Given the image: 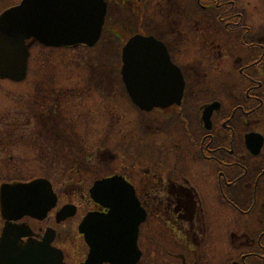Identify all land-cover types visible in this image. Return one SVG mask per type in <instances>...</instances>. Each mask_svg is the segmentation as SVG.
Segmentation results:
<instances>
[{
  "label": "flooded vegetation",
  "instance_id": "1",
  "mask_svg": "<svg viewBox=\"0 0 264 264\" xmlns=\"http://www.w3.org/2000/svg\"><path fill=\"white\" fill-rule=\"evenodd\" d=\"M103 1L106 4L105 17L110 16V6L118 11L121 8L131 14L137 26L129 36L127 33L112 30L120 43L117 47V71L126 94L120 74L122 52L132 36L153 37L160 42L171 64L179 70L184 82L179 105L143 111L132 103L128 94L127 96L139 113L165 112L178 115L186 133L184 144H189L191 148L189 150L181 143H169L168 150L163 155L154 153L157 158L135 156V161L118 171L111 168L112 162L118 159L117 155L107 158V150H100L99 153L89 151L83 156L84 162L89 163L100 155L102 164H105L104 172L88 181L86 191L81 193L76 202L70 198L69 201H61L54 181L43 174V171L49 168L56 173L57 179L59 171L64 169L63 165H68L66 168L75 173L81 161L74 158L70 162L67 161L68 164H63L64 159L59 157V150L54 151L51 147L52 141L47 137V132L55 127L51 115L59 112L60 96L55 93L57 90L47 88L45 96L49 99L41 101L34 99L41 98L38 92V96H32L27 91L25 95L15 99L21 107V114L10 113L0 118L1 125L7 130L0 129V157H4V160L0 158V170H9L14 174L13 178L1 181L0 186L4 183H26L44 178L51 184L56 204L42 219L23 216L10 220L11 226L16 229L21 228L20 226L28 227L30 235L23 237L24 242L28 239L42 242L45 233L50 230V246L61 250L65 264H68L65 251L60 245L66 242L67 237L62 234L71 233L75 229L77 238L82 239L84 245V256L77 263L82 264L89 249L83 235L78 231V226L87 214L108 211L90 197L89 190L96 181L117 176L123 178L131 187L139 208L145 214L138 227L136 247L140 257L135 264H203L196 240L202 231L198 226L199 221L206 213L202 207L204 199L198 189L199 182L191 177L192 173L186 172L188 161H200L210 166L208 170L209 176L213 178L214 194L231 209L228 247L232 256L229 264H264V32L262 33L261 28L254 31L250 21V0ZM154 4H157V7H154ZM105 17L100 37L92 47L82 44L46 47L32 42L50 51L77 48L93 50L101 43ZM154 21L157 23H153ZM146 24L152 27V30L146 29ZM29 60L30 52L23 83L29 75ZM200 76L211 77L212 83L200 84ZM203 91L209 94L200 98L199 94ZM213 103L214 108L209 114L206 127L202 118L203 111ZM187 104L194 107L193 116L198 130L195 135L188 134V123L182 117ZM39 123L40 130L34 131L38 129ZM249 133L261 137L262 144L257 154H252L246 144V136ZM52 134L53 143H57L58 141L54 140L55 134ZM250 144L254 145V142L250 141ZM9 160L14 164H1ZM20 163H23L24 167ZM30 163H34L33 170L26 165ZM145 175L152 179L151 184L143 182ZM67 205L74 207V215L57 222L56 214ZM155 219L170 225V233L173 229L177 230L178 234L187 236L184 244L177 245L181 251L172 249L170 244L164 246L163 259L167 260L162 259V263L155 255ZM6 222L0 213V236ZM187 223L189 227H186ZM166 234L170 235L168 231ZM183 251L191 254L190 259L179 253ZM156 254L159 256V253Z\"/></svg>",
  "mask_w": 264,
  "mask_h": 264
},
{
  "label": "rangeland",
  "instance_id": "2",
  "mask_svg": "<svg viewBox=\"0 0 264 264\" xmlns=\"http://www.w3.org/2000/svg\"><path fill=\"white\" fill-rule=\"evenodd\" d=\"M18 1L20 0H0V12L17 4ZM249 3L250 21L254 31L261 28L263 33L264 0H250ZM154 5L157 7V4ZM130 16L131 14L126 10L120 8L118 11L110 6V16L105 17V27H103L105 30L102 33L101 43L93 50L77 48L50 51V49L43 48L30 40L27 44L30 52L27 81L11 83L8 80H0V118L10 113L20 115L21 107L15 99L22 94L25 95L27 91L32 96H38L39 93L41 98L34 99L41 101L49 99L48 96H45L47 88L57 90L55 93L60 96L59 112L51 115L55 121V127L47 132L49 133L47 137L49 141H52L51 147L54 151L59 150V157L64 159L63 164H68L67 161L70 162L74 158L81 161L75 173L66 168L68 165H63L64 169L59 171L57 179L56 173L49 168L47 170L44 168L43 174L54 181V187L61 201H69L70 198L76 202L75 200L80 197L81 193L86 191V187L89 185L88 181L104 172L105 164H102L100 155L89 163L84 162L83 156L89 151L99 153L100 150H107V158L117 155L118 159H114L115 162H112L111 168L118 171L135 161L133 160L135 156L155 158V154L162 153L163 155L168 150L169 143L171 145L181 143L189 150L191 148L189 144H184L187 139L186 133L178 115L165 112L139 113L122 89L117 71V47L120 43L112 30L127 33L129 36L137 29L132 16ZM155 19L157 18L155 17ZM153 23H157V21ZM146 29L152 30V27L147 26ZM198 82L200 84L212 83L209 76H200ZM207 94L209 93L203 91L199 95L200 98H205ZM193 115L194 107L187 104L182 112V117L188 123L186 128L189 135H195L198 131ZM40 124L34 131L40 130ZM0 129L7 131L1 123ZM52 133L56 136L54 140L58 141V146L51 139L53 138ZM0 158L4 160V157ZM5 163H13V161L1 162V164ZM33 164L26 165L33 170ZM20 165L24 167L23 163ZM187 166L186 172L192 173L191 177L199 182L198 189L202 192L204 199L202 207L206 212L205 217L198 224L202 230L196 240L200 247V260L203 264H229L230 256H232L230 247H228L230 240L228 223L232 220L231 209L214 194L215 187L212 183V176H209V165L200 161H188ZM12 176L14 174L9 170H0V182L9 180L13 178ZM79 179L80 181H78ZM143 182L151 184L152 179L145 175ZM186 227H189L188 223ZM154 230L153 241L155 251L159 253V256L156 253L155 255L160 263H162V250L165 249V245L170 244L172 249L181 251L180 246L177 245L184 244L187 240V236L178 234L177 230L173 231L172 229V233H170V225H166L163 220L155 219ZM166 231L170 235H167ZM62 235L67 237L66 242H62L60 245L65 251L67 263L77 264L82 260L85 252L82 239L77 238L75 229L71 233L63 232ZM179 253L190 259L189 252Z\"/></svg>",
  "mask_w": 264,
  "mask_h": 264
},
{
  "label": "water",
  "instance_id": "3",
  "mask_svg": "<svg viewBox=\"0 0 264 264\" xmlns=\"http://www.w3.org/2000/svg\"><path fill=\"white\" fill-rule=\"evenodd\" d=\"M105 7L103 0H20L4 9L0 12V80H24L27 41L46 47H92L102 31ZM166 55L164 46L153 37L135 35L123 47L121 79L132 103L143 111L180 104L184 82ZM213 108L214 103L203 111L206 127ZM246 139L252 154H257L261 137L249 133ZM49 183L39 178L1 184L0 213L7 222L0 236V264H65L61 250L50 246V230L42 242H24L23 237L30 235L28 227L16 229L9 222L23 216L44 218L56 204ZM89 194L108 211L89 213L78 226L89 249L82 264H135L140 257L137 232L145 214L131 187L123 178L113 176L96 181ZM73 213V206H64L56 221L62 222Z\"/></svg>",
  "mask_w": 264,
  "mask_h": 264
}]
</instances>
